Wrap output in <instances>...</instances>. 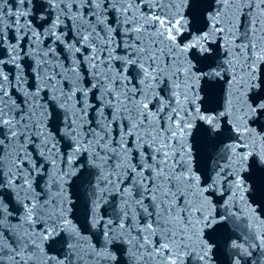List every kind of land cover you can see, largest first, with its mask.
<instances>
[{"label": "snow or ice", "instance_id": "6c2138e0", "mask_svg": "<svg viewBox=\"0 0 264 264\" xmlns=\"http://www.w3.org/2000/svg\"><path fill=\"white\" fill-rule=\"evenodd\" d=\"M2 2L3 0H0V3ZM19 2L23 5L26 0ZM84 2L92 5L94 11L89 12L87 21L83 20V16L78 17L81 22L77 29L79 38L76 44L81 47L93 45V73L96 72V63L108 66L110 61L119 60L123 66L122 73L117 71L113 74L111 70L103 73L106 78L104 83L107 85L105 93L110 98L108 104L114 109L112 122L121 119L119 149L113 147L117 142L108 138L107 132L104 135H94L93 140L80 138L74 124L68 126L72 131L66 132L73 137L75 145L69 156V163L71 164L72 158L83 149L89 154V163L100 170L102 175L93 192L96 199L93 200L91 208L87 202L84 204V213L86 216L91 215L93 228L104 225L103 258L108 264H118V258L111 249L120 244L127 246L129 257L136 264H189L193 258L196 264H209V253L214 242L204 239L203 233L209 230V235L227 234L230 227L233 230L239 227L235 213L215 211L209 190L221 180L222 174L231 168L235 177L232 184L234 191L229 200L224 201V207L228 209L230 203L235 207L233 202L237 194L240 195L241 201H244L245 189L241 172L249 158L258 159L261 166H264V130L250 126L260 117H264V94L261 92L264 90V0H217L218 4L223 5V10L218 8L211 15L212 27L208 31L197 29L195 34L189 29L196 20L198 0H109L107 3L105 0H81V3ZM48 4L50 10H55L56 15L45 31L46 38L55 37L53 43L61 42L63 37L56 31L60 15L63 14L67 18L70 12L67 5L73 4L74 7L75 4L73 0H48ZM61 4L65 6L61 7ZM117 4L121 6L119 9L116 8ZM190 7L193 8L191 21L187 19V10ZM108 9L118 12L116 28L109 26L110 33L116 34L117 30L122 28L124 35L134 34L135 38L125 45L127 55L117 57L112 55L109 35L107 40L100 44L101 55L104 49L110 50L108 60L105 61L98 60L95 46L96 29L100 24L107 23L106 19L99 18L106 17ZM94 18L97 21L95 26L92 24ZM41 19L47 22L48 17L42 16ZM40 35L41 33L36 31L33 39H38ZM5 39V26L0 16V46ZM19 39L22 38L18 37ZM212 39L217 42L223 40L225 54L231 57L227 62L232 69L229 90L230 95L238 94L239 102V107H234L230 100L228 108L218 116L204 115L199 108L200 81L208 77L219 78L222 72L227 71L221 65L213 67L215 53L210 44ZM17 47L18 43L7 49L13 63L19 55ZM68 47L71 50L75 45ZM75 51L80 52V47H76ZM50 53L51 50L46 55ZM234 61L239 63V74L235 71L237 65ZM4 63L5 61L0 59V65ZM198 64L202 66L197 67ZM205 67L210 71L205 72ZM132 68L137 70L140 79L129 89L128 84L135 80V77L128 75ZM7 80L8 77L0 70V137H3L0 138V152L5 150L6 142L14 146L20 141L28 143L32 138L31 132L37 129L34 111L21 115L24 109L19 105L5 104L4 97L8 94L4 90V84ZM161 85L169 87L171 94L167 98L161 95L164 91ZM92 87L95 88L96 85L93 84ZM253 90H256L255 94L249 95ZM84 94L87 95V90ZM75 95L76 90L71 96L61 95L59 98H53L57 100L60 108L67 110V102ZM229 116H232L229 123L238 134L239 141L230 146L231 156L228 164L220 169L207 187H204L200 175L197 174L198 169L193 167L198 150L197 154H194L195 143L189 144V139L202 136L206 141L205 150L210 154L215 150L216 140L220 136V125L216 121ZM134 134L136 140L130 149L126 145L132 141L126 140L125 136L132 137ZM249 140L252 143H249ZM257 141L261 145L260 151L256 148ZM145 146L151 150L150 155L146 153ZM49 151L51 152V149ZM133 151L139 153L142 163H131L129 153ZM9 156L11 159L7 172H4L3 159L0 157V177L6 178L8 188L15 193L16 199L24 209V222L31 227L44 215L43 208L47 207V204L38 203L37 196L28 198L32 191L31 174L35 165L25 171V158L19 148L14 155L9 153ZM104 170H107V175H103ZM145 173L150 175L146 176ZM85 180L91 183L87 177ZM128 181H131V184L125 187ZM101 184L115 187L123 201V216L116 227L115 221H104L97 214L98 202L106 190L100 187ZM179 185L183 186V191ZM2 187L4 182L0 180V188ZM193 190L199 197L198 205L186 200L183 194ZM21 192L24 193L22 198ZM136 196L140 199L137 200ZM146 199L151 203L144 206ZM129 205L134 208L142 207L145 213L144 221L147 223L137 220L134 214L130 215ZM251 211L255 213V209ZM66 213L67 210L61 208L54 217L36 226H42L41 240L66 233L64 243L67 244L69 253L67 264H74L71 256L76 253L81 238L79 229L72 225ZM5 214L11 215L3 197L0 196V219ZM256 219L258 218L254 216L253 220ZM34 235L31 233L27 239L20 238L24 242L25 250L36 247L34 240L30 246L28 244V240ZM254 238L259 240L260 245H264V230L256 232ZM244 243L247 244V240ZM231 246L234 249L242 247L235 241ZM10 259L15 260L16 264H28L23 258ZM79 260L80 257L77 256L75 264H79ZM47 264H65V261L49 258ZM235 264H239V261Z\"/></svg>", "mask_w": 264, "mask_h": 264}, {"label": "water", "instance_id": "95a60500", "mask_svg": "<svg viewBox=\"0 0 264 264\" xmlns=\"http://www.w3.org/2000/svg\"><path fill=\"white\" fill-rule=\"evenodd\" d=\"M73 2L74 7L73 4L67 5L70 9L68 17L60 15V23L56 31L63 37V40L57 43L52 42L55 37L47 39L45 35L46 29L56 15L55 10L49 9L48 0H30V2L26 0L23 5L19 0H3L0 3V16H2L6 35L3 45L0 46V59L5 61L0 65V70L8 77L4 84V90L8 94L4 97V102L5 104L14 103L23 108L24 113L21 115L34 111V119L37 122V129L31 132L32 138L28 143L20 141L18 145L14 146L6 142L5 150L0 152V157L3 159L2 167L4 172H7L11 159L9 153L14 155L19 148L21 155L25 158V171L35 165V170L31 174L32 191L28 198L32 199L33 196H37L40 205L47 204V207L43 208L44 215L40 216L39 220L30 227L24 222V209L16 199L15 193L8 188L6 178L0 177V180L4 182V187L0 188V196L3 197L8 212L11 213V215L5 214L0 219V245H2L0 246V259H2V264H16L15 260L10 257H15L16 260L23 258L28 264H47L49 258H55L57 261L64 260L67 264L69 253L67 244L64 243L67 234L54 235L47 240H41L42 226H36L42 225L43 221L54 217L61 208L67 210L68 219L80 232L81 239L77 244V251L71 256L74 264L77 256L80 257L79 264H108L104 260L102 252L104 225L100 224L93 228L91 215L86 216L84 213V204L87 202L91 208L93 200L96 199L93 192L97 181L102 179V175L100 170L92 167L89 163V154L83 149L77 152L72 158L71 164L69 163V156L75 145L73 137L66 132L72 131L68 126L73 124L80 138L87 140H93L94 135H104L107 132L108 138L117 142L113 144V147L119 149L121 119L112 122L114 109L108 104L110 98L105 93L107 85L104 83L106 78L103 73H107L109 70L113 74L117 71L122 73L123 66L119 60L110 61L108 66L96 63V72L93 73L94 62L91 60L93 45L81 47L76 44V40L79 38L77 29L81 22L78 17L83 16V20L87 21L89 12L94 11V8L87 2L81 3V0H73ZM105 2L107 3L109 0H105ZM64 6L61 4V7ZM120 7V4L116 5L117 9ZM218 8L223 10V5L218 4L217 0H198L195 10L196 20L189 30L194 34L197 29L208 31L212 27L211 15ZM192 12L193 8L190 7L187 10L189 15L187 19L190 21ZM201 13L203 14L201 15ZM42 16L48 17L47 22L41 19ZM99 19H106L107 23L100 24L96 29L97 44L95 47L98 60H108L110 50L104 49L103 55H101L100 44L104 43L109 35H111L112 55L125 57L127 55L125 45L134 40V34L124 35L122 28L118 29L116 34L110 33L109 26L116 28L118 22V12L112 9L107 10L106 17ZM96 23L94 18L92 24L95 26ZM18 29H23V31ZM36 31H39L41 35L38 39H33V34ZM81 31L83 30L81 29ZM18 37L22 39L18 40ZM17 43L16 51L19 55L13 63L7 49ZM210 44L215 53L212 61L213 67L221 65L227 71L222 72L219 78L208 77L200 81L198 85L199 108L204 115L218 116L221 111L228 108L230 100L234 107H239V102L238 94L230 95L229 82L232 69L227 62L231 57L225 54V49L222 47L223 40L217 42L212 39ZM69 45H75V47L69 50ZM76 47H80V52L75 51ZM50 50L51 53L46 55ZM234 63L237 65L235 71L239 74V63L237 61ZM201 66L197 65V67ZM204 71L208 72L210 69L205 67ZM128 75L135 77L133 83L128 84V88L131 89L140 77L135 68L130 69ZM50 77L51 79H49ZM93 84L96 85L95 88L92 87ZM161 87L164 88L161 95L167 98L171 94L169 87L165 85H161ZM74 90H76V95L67 102V110L60 108L57 100L53 97L71 96ZM85 90H87V95L84 94ZM255 91L253 90L249 95H254ZM234 115H238V113H234ZM230 119L232 116L216 121L220 125V136L216 140L215 150L210 154L205 150L206 141L202 136L189 139V144L195 143L194 154H197L198 150L193 167L198 169L197 174L200 175L204 187H207L220 169L228 164V159L231 156L230 146L239 141L238 134L229 123ZM124 123L126 125L127 120ZM250 126L262 130V117ZM124 131L126 132L127 128ZM125 139L132 141L126 147L133 148L136 140L135 134L132 137L125 136ZM248 142L252 143L251 140ZM256 148L257 151L261 149L258 141ZM145 150L148 155L151 154V150L147 149V146H145ZM129 159L132 164L143 162L136 151L129 153ZM103 175H107V170H104ZM145 175H150V173H145ZM85 177L91 183H88ZM234 179L231 168H228L222 174L221 180L209 190L215 211L235 213L236 223L239 225L234 230L230 227L227 234L212 233L209 235V230L203 233L204 239L214 242L213 249L209 253V264H235L237 260L239 264H261V245L259 240L254 238L255 233L261 231L262 166L259 160L249 158L245 169L241 172L245 189L243 192L244 201L242 202L240 195L237 194L233 202L235 207L230 203L228 209H225L224 201L229 200L234 191L232 187ZM205 181L206 183H203ZM130 184L131 181H128L124 186L127 187ZM100 187L106 190L103 193V198L98 202L97 214L104 221H115L114 227H116L120 224V218L123 216V201L115 187H108L104 184H101ZM178 187L183 191L182 185ZM183 194L186 200L192 201L193 205L200 203L194 190ZM20 195L22 198L24 193L21 192ZM136 199L138 200L140 197L136 196ZM150 203L151 201L146 199L144 206ZM181 206H183V202H181ZM129 209L130 215L134 214L137 220L147 223L144 221L145 213L142 207L134 208L129 205ZM252 209H255V213L251 211ZM254 216L258 218L255 221L253 220ZM31 233L35 235L28 240V244L30 246L34 240L36 247L25 250L24 242L20 238L27 239L28 234ZM132 234L135 235V232ZM245 240H247V244L244 243ZM233 241L241 244L242 247L232 248ZM111 250L116 254L118 264H136L130 259L126 245L117 244ZM189 264H196L195 258Z\"/></svg>", "mask_w": 264, "mask_h": 264}]
</instances>
